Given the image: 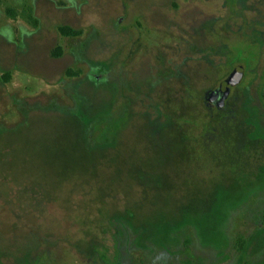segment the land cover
Listing matches in <instances>:
<instances>
[{
	"label": "rangeland",
	"instance_id": "rangeland-1",
	"mask_svg": "<svg viewBox=\"0 0 264 264\" xmlns=\"http://www.w3.org/2000/svg\"><path fill=\"white\" fill-rule=\"evenodd\" d=\"M0 264H264V0H0Z\"/></svg>",
	"mask_w": 264,
	"mask_h": 264
},
{
	"label": "water",
	"instance_id": "water-1",
	"mask_svg": "<svg viewBox=\"0 0 264 264\" xmlns=\"http://www.w3.org/2000/svg\"><path fill=\"white\" fill-rule=\"evenodd\" d=\"M241 75L242 69L237 68L236 71L232 72L215 91H212L209 94L210 96L208 100L211 103H213L214 101H223L228 96L230 89L239 83Z\"/></svg>",
	"mask_w": 264,
	"mask_h": 264
},
{
	"label": "trees",
	"instance_id": "trees-1",
	"mask_svg": "<svg viewBox=\"0 0 264 264\" xmlns=\"http://www.w3.org/2000/svg\"><path fill=\"white\" fill-rule=\"evenodd\" d=\"M9 13V15H12L11 11H7ZM58 32L60 33V35L62 37L65 38H77L81 35V32L78 30H73L70 29L68 27H60L58 29ZM61 54V51L59 49H57L54 53L53 56L54 57H59ZM78 74L77 73H72V72H68L67 76L68 77H76ZM186 244H188V240L185 241ZM238 248L241 250L243 248L244 243L243 242H238Z\"/></svg>",
	"mask_w": 264,
	"mask_h": 264
},
{
	"label": "flooded vegetation",
	"instance_id": "flooded-vegetation-1",
	"mask_svg": "<svg viewBox=\"0 0 264 264\" xmlns=\"http://www.w3.org/2000/svg\"><path fill=\"white\" fill-rule=\"evenodd\" d=\"M209 96H210L209 94H206V96H205V100L207 101V103H209L208 105H207V104H206V105H207L208 107H211L212 104H211V102L208 100V99H209Z\"/></svg>",
	"mask_w": 264,
	"mask_h": 264
}]
</instances>
